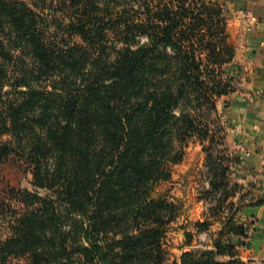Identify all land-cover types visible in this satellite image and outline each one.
Here are the masks:
<instances>
[{"label":"trees","instance_id":"1","mask_svg":"<svg viewBox=\"0 0 264 264\" xmlns=\"http://www.w3.org/2000/svg\"><path fill=\"white\" fill-rule=\"evenodd\" d=\"M226 27L217 0H0V162L34 188L0 201V264H164L175 206L154 186L194 136L204 194L240 160L218 148L216 103L238 83ZM240 187L209 208L228 211L212 248L172 264H246L221 239L247 237Z\"/></svg>","mask_w":264,"mask_h":264},{"label":"rangeland","instance_id":"2","mask_svg":"<svg viewBox=\"0 0 264 264\" xmlns=\"http://www.w3.org/2000/svg\"><path fill=\"white\" fill-rule=\"evenodd\" d=\"M240 65V61L236 60L226 66V71L237 73V90L221 97L216 103V116L220 121L218 125L223 126V132H225L223 143L218 148L223 149L225 156H229L230 160L234 157L240 159L239 162L234 164L230 163V161H225L229 168L226 184L210 194H204V191L209 188L206 153L202 149V143L194 136L188 140L181 161L172 165L169 179L156 184L151 193L153 198H166L175 206V218L167 225V230L161 239L164 264H172L178 260L180 254L184 251H204L212 248L214 239L220 237L221 223L218 218L221 214L226 215L228 211L225 210L224 213H221L219 209H216L211 214L209 208L219 204L217 198L222 191H225V187L228 190L234 184L241 186L240 188L231 189L232 192H236L232 200L236 201L242 195L241 202H237L239 204L254 205L262 198L261 194H259V189H262L263 172L259 174L261 178L255 177L246 181H243L237 172L238 165L243 157L249 155V152L242 145L243 140H235L233 137L232 129L235 128L236 120L232 110L233 96L237 95L248 100L250 96L259 95V92L247 93L245 84L249 77L240 73ZM263 169L260 171H263ZM11 189L34 190L31 185V174L23 171L12 160L7 159L0 162V201L10 199L8 192ZM38 191L40 194L45 193L43 190ZM243 214L244 211L241 209L236 219L244 224L247 237L240 238L226 235V237L223 236L221 239H227L230 243H233L236 246L239 257L246 264H264V242L259 243L257 241V233H259L257 219L244 217L245 215ZM204 221L208 222L206 226L202 228L195 227L196 222ZM187 232L190 233V238L185 235ZM187 239L190 240L189 245H187ZM12 264H26V262L19 259L14 260Z\"/></svg>","mask_w":264,"mask_h":264},{"label":"crops","instance_id":"3","mask_svg":"<svg viewBox=\"0 0 264 264\" xmlns=\"http://www.w3.org/2000/svg\"><path fill=\"white\" fill-rule=\"evenodd\" d=\"M219 1L225 4L227 40L235 47L234 61H240V73L249 77L245 89L249 94L259 92L248 100L236 95L232 101L236 117L233 137L243 140V144L238 142L249 152L237 167L238 174L246 181L261 178V172L264 174V0ZM262 178V189H259L262 203L242 207L244 217L257 219L259 243L264 242V176Z\"/></svg>","mask_w":264,"mask_h":264}]
</instances>
